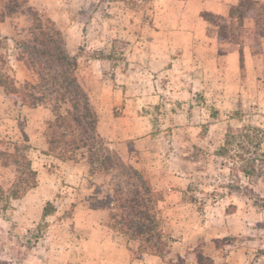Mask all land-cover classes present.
I'll list each match as a JSON object with an SVG mask.
<instances>
[{"label": "rangeland", "instance_id": "rangeland-1", "mask_svg": "<svg viewBox=\"0 0 264 264\" xmlns=\"http://www.w3.org/2000/svg\"><path fill=\"white\" fill-rule=\"evenodd\" d=\"M8 1L0 80L37 82L19 46L32 13L51 21L97 132L159 196L162 245L111 227L122 171L48 146L67 104L22 103L0 85V264H264V0Z\"/></svg>", "mask_w": 264, "mask_h": 264}, {"label": "trees", "instance_id": "trees-1", "mask_svg": "<svg viewBox=\"0 0 264 264\" xmlns=\"http://www.w3.org/2000/svg\"><path fill=\"white\" fill-rule=\"evenodd\" d=\"M8 3L10 6L6 7L15 8L16 0ZM32 14L33 24L29 31L33 33V39L19 46V59L36 73L37 82L16 86L11 79H7V82L0 80V85L7 96L22 103H50L54 110L68 105L63 113L56 112L54 119L47 122L48 146L62 157L80 148L85 149L88 165L93 166L94 172L104 169L122 171L120 173L127 184L126 188L119 185L113 190L109 201L115 211L110 216L113 221L111 227L159 251L162 237L155 210L159 196L142 171L132 166L124 169L125 165L117 153L106 145L96 130L97 116L90 96L78 77L77 58L64 50L61 33L51 21L43 22ZM205 15L208 17L211 14ZM239 17H243L242 12ZM224 151L226 148L222 146L216 154L222 156ZM201 258L202 253H199L198 262Z\"/></svg>", "mask_w": 264, "mask_h": 264}, {"label": "crops", "instance_id": "crops-1", "mask_svg": "<svg viewBox=\"0 0 264 264\" xmlns=\"http://www.w3.org/2000/svg\"><path fill=\"white\" fill-rule=\"evenodd\" d=\"M1 125V124H0ZM1 126H3V125H1Z\"/></svg>", "mask_w": 264, "mask_h": 264}]
</instances>
